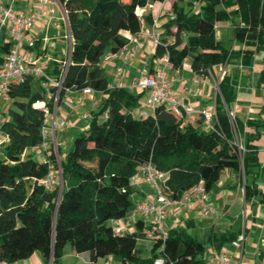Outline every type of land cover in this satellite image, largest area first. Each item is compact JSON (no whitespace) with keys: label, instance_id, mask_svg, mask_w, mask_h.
Wrapping results in <instances>:
<instances>
[{"label":"trees","instance_id":"obj_1","mask_svg":"<svg viewBox=\"0 0 264 264\" xmlns=\"http://www.w3.org/2000/svg\"><path fill=\"white\" fill-rule=\"evenodd\" d=\"M156 1L163 0H58L71 46L69 56L54 61L47 74L61 81L60 89L44 86L32 75L14 80L10 103L2 110L1 126L9 141L0 147V262L37 253L36 264H64V249L69 246L72 253H88L91 261L112 256L116 264H155L157 259L162 264H204L206 241L185 228L168 225L164 237L152 219L137 216L134 228L115 229L113 221L126 218L134 208L131 177L148 160L166 173L161 187L171 198H181L200 180L211 191L228 168L244 174L246 201L262 194L255 139L261 137L256 126L264 127V118H249L251 130L240 139L243 128L236 117L230 120L227 111L237 98V74L225 72L219 80L215 129L210 130L183 124V118L166 105L135 116L131 108L138 106L143 92L108 86L102 59L128 43L122 31L136 34L143 24L153 25V18L138 15L136 8ZM160 18L162 31L153 57L166 56L173 68L181 69L189 60L193 72L206 76L215 65L242 60L251 67L257 53L264 57V0H192L188 8L174 2L155 26ZM228 20H233L234 40L240 44L231 50L217 38L215 27ZM10 46L11 40L1 37L0 62ZM262 83L264 68L255 85ZM85 87L105 94L91 112L87 128L74 135L63 155L58 148V156L53 151L41 160L32 147L43 153L47 113L35 103L45 101L50 112L67 88ZM236 137L245 148L242 153ZM53 168L60 171V181L46 186ZM239 232L216 236L217 249ZM140 239L151 240L148 255L138 246Z\"/></svg>","mask_w":264,"mask_h":264},{"label":"crops","instance_id":"obj_2","mask_svg":"<svg viewBox=\"0 0 264 264\" xmlns=\"http://www.w3.org/2000/svg\"><path fill=\"white\" fill-rule=\"evenodd\" d=\"M4 2L7 5L12 4V6L19 12L27 14L31 13L34 10L37 3L36 0H4ZM174 2H177V4H182V0L156 1L148 3L145 6L137 7L136 12L142 17L149 15L153 18V20H157L163 12H167L168 10L172 9V5ZM50 7L56 8L54 13L49 12L48 8ZM60 7L61 6H55L53 4H50L48 6L43 16L39 18L34 25L35 28L38 27L39 29H44L43 34H39V32H37V30H35L33 26L29 32V35L32 36L37 41V43L32 48L24 45V51L27 54L33 55L37 59V63L40 67L43 68V66L40 65L39 62H42L43 60L45 61L43 62V65L47 69V71H44L46 73L49 72L50 74L53 70V62L56 60H62L64 57H67L70 49L65 12L63 8L61 7V9ZM194 8H196V6H194ZM57 9L62 10V13L60 10V15ZM162 21L163 18H160L158 25L154 27L152 25L150 27L154 28V30L159 33L162 31V26H160ZM231 21L233 22V20H228L219 21L216 23V36L218 39H220L218 37L219 28H221L222 25H226L225 28L221 30H227L226 28L231 24ZM143 26L147 25L143 24ZM122 34L128 38L129 42V38L132 33L124 30L122 31ZM138 35L140 36L141 45L133 58L129 59L125 63L122 62V60L117 56L108 59L103 58L101 61V65L109 79V87L123 86L134 92H143L138 106L131 108L132 114L135 116H139L140 109H142L148 96L146 90L139 89L134 86L135 81L142 74V72L154 74L160 70H164L165 76L171 81L172 88L176 90L179 94L185 95L186 100L190 102L196 109L204 107L210 109L214 108L216 103V97L220 93L218 83L221 75L225 72L237 74L238 81L242 83L246 77L243 73L239 72L237 67H235L234 65L232 67L229 64H219L214 66L213 70L216 68L222 69V74L217 77L218 80H216L217 78L214 73L205 76L193 72L189 66V60L185 61L181 69L169 67L166 65L165 57H153V51L155 46L153 45L151 39L141 31L138 32ZM3 36L10 39L9 35L6 32V29L4 28L0 29V39ZM251 67H253V65ZM259 68L260 70L264 68V58L261 61ZM119 69H121L120 75L123 80L122 86L118 84ZM197 78H199V80H196ZM246 78L250 79L251 77ZM252 79H250L251 82L256 81V75L252 76ZM242 86L243 85H240L239 83L237 84V92ZM251 88L253 89L252 86ZM104 97L105 94L99 91H94L92 93H84L82 90L78 89H70L66 91L60 104H63L65 106L64 108H67V111H63L64 109H62V111L63 114L64 112L67 113V117L70 120V124L68 126V129H61V135L64 134L63 132L65 130H68L71 131V139H73L76 133L84 131L88 126L89 119V117L85 115L87 113H91L94 109H96ZM69 102L71 104H69ZM9 103V101H3L2 110H5L6 106ZM255 105H257L258 107H252L248 112H246L245 107L239 104V102L236 103L235 106H230V109L235 111V117L238 120V123L243 128L239 132L240 139H243L244 131L251 130V128L247 124V120L249 118H264V101L262 99L260 101H256ZM89 106L90 108H88ZM56 108L57 105H55L54 110H56ZM148 110L151 111L150 109ZM238 110L242 111L241 115ZM82 119H84V121H82ZM188 119V123L203 127L202 119L199 115L190 116L188 117ZM65 124L66 121H64V119L62 118L60 120L61 127ZM74 129H78V132H75ZM52 133L54 134L55 131H52ZM61 139H63L65 143V149H62V153L63 151L65 153V150L67 149L66 147L68 145V139L64 137H61ZM255 143L259 151L258 161L261 173V176L259 177L263 178L262 181H264V158H261V153H263L261 149L263 147H260L257 142ZM42 149L43 154H45L47 158L50 154L45 153L47 147L46 149ZM262 181L257 182L262 194H260L259 197L257 196L253 198L251 201H246L244 188V174L242 173V175H240L237 170L228 168L223 172L221 178L213 187V189L211 191H207L208 195L206 202L207 204L212 205L216 208V213L208 216L204 215L202 212V202L197 200L198 194H196L191 197L190 202L172 207L169 211L167 223L170 226L185 228L192 235L205 240L208 246L206 253H210L212 250L217 249L216 245L219 243V240H217L216 236H220L222 233L228 230L240 229L238 235L243 232L245 234L243 240V247L237 248L228 242L227 244H223L220 249L228 250L231 253V264H245L243 263V256L245 248L247 246V242H250L251 246L253 247L251 251L252 258L247 264H262L264 260V182ZM131 183L134 188V192L139 195V198L134 200L135 202L143 200L148 195H151L154 192L152 187L147 184L142 178ZM231 190L234 193L233 196L228 193ZM213 193H216L218 195L214 196ZM241 201L244 204L243 209L245 214H247L246 212H249L251 219L248 226H246L245 221L244 226L238 227L233 222L234 219L238 217L237 212L236 214H231L230 212L232 210V207L235 205H239ZM258 218H261L260 222H258ZM144 219L150 220V218L145 217ZM122 224L124 228H134L133 218H127V220L123 221ZM255 227L257 228V235L251 236V231ZM147 241L151 240H145V242ZM145 242H143V246L148 245ZM143 246L141 245L142 248ZM82 254L85 255L83 257L82 264H95L96 262L98 263V259L95 261H91L88 253L86 252L76 253L75 256ZM103 258L104 260L114 259L112 256H107ZM33 261L34 262H32V264H36L40 261V258L37 255H34ZM114 264H116L115 259Z\"/></svg>","mask_w":264,"mask_h":264},{"label":"built area","instance_id":"obj_3","mask_svg":"<svg viewBox=\"0 0 264 264\" xmlns=\"http://www.w3.org/2000/svg\"><path fill=\"white\" fill-rule=\"evenodd\" d=\"M36 6L31 13L19 12L15 9L12 4H5L4 0H0V29H6L7 34L11 39V46L8 52L3 56L2 61L0 62V147L3 143L9 141V135L2 129V122L4 121V115L2 114V103L3 101H10L9 89L10 85L14 80H23L26 76L32 75L42 79V84L44 86L52 83L57 85L60 89L61 81L50 77L42 67L37 63V59L31 55L27 54L24 51V45L32 48L35 45L36 40L29 35L30 30L38 21L39 18L43 16L46 9L50 4L60 5L58 0H36ZM49 12L54 13L56 8H48ZM173 12L170 11L172 16ZM156 19L154 20L153 27L156 24ZM216 27V25H215ZM68 39L69 45L71 46V37L69 33V28L67 24ZM145 33L152 41L155 46L159 41V33L154 30V28L149 26H143L140 30ZM141 45L140 36L138 33L132 34L129 38V42L121 47L116 52H109L104 56V59H108L114 56L119 57L122 62H127L129 59L133 58L138 48ZM70 52V49H69ZM69 56V53H68ZM166 65L172 67V64L168 62L166 56ZM68 60L64 61V64H67ZM119 81L120 86L123 85V80L121 78V69H119ZM221 75L220 79L222 78ZM196 80H199L197 78ZM134 86L146 90L148 93L146 102L144 103L142 109H140L139 116H145L148 114L150 109L153 111L156 105H166L175 113L180 115L183 118V124L188 123V117L193 115H199L202 119L203 127L210 130L215 129L216 121V109L215 106L213 109L204 107V108H194V106L186 100L185 95L179 94L176 90L172 88L171 81L165 76L164 70H160L154 74H148L142 72V74L137 78L134 83ZM70 90L67 88L66 91ZM59 91V90H58ZM84 93H92L95 90L91 87H85L82 89ZM52 93L47 94V97L51 98ZM57 99V95L55 96ZM40 102V101H37ZM68 103V102H67ZM69 104H71L69 102ZM36 106V105H35ZM43 109L47 114L49 113L48 108L46 107L45 101H41V105L37 106ZM228 115L230 120L233 122L235 119V111L227 107ZM85 116L90 117L91 113H87ZM48 118H46V125L43 127L42 135L44 142L42 147L46 149L45 138L48 136L49 132L47 130ZM56 125L54 121L53 131H55ZM238 146L239 152L242 153L245 148L236 137L235 141ZM56 148V147H55ZM57 149V148H56ZM33 151L37 150V147H32ZM264 154V147L261 149ZM57 154V151H56ZM58 156V154H57ZM45 154L39 158L43 161L46 160ZM166 173L160 170L152 160L145 161L141 164L139 170L132 175L131 182H135L138 179L142 178L147 184H149L154 190L153 194L148 195L143 200L135 202L134 208L129 213L126 218L114 220V227L118 231L123 229V221L127 218H134L137 216L150 218L154 221L156 228L162 234V236L167 235L168 231V216L169 211L174 206H179L183 203H188L191 200L193 195L198 194L197 200L202 202V212L204 215L208 216L216 213V208L212 205L207 204V190L205 188L203 180H200L196 185L190 188L181 198H171L165 194L162 190L161 183L165 180ZM53 182L51 174L45 180L46 186H50ZM245 234L244 232L239 234L231 244L234 247L242 248L243 240ZM232 255L228 250L225 249H214L210 253L205 255L204 264H231ZM7 262L3 261L1 264H6ZM161 259H157L155 264H162ZM99 264V263H95ZM102 264H110V261L106 259ZM264 264V260L262 262Z\"/></svg>","mask_w":264,"mask_h":264},{"label":"rangeland","instance_id":"obj_4","mask_svg":"<svg viewBox=\"0 0 264 264\" xmlns=\"http://www.w3.org/2000/svg\"><path fill=\"white\" fill-rule=\"evenodd\" d=\"M127 1V0H125ZM192 1V0H182V4H179L181 6H183L184 8H188L189 7V2ZM59 6V5H58ZM196 8H194L195 10H198L199 9V5L198 4H195ZM61 8V7H60ZM62 9V8H61ZM60 9V10H61ZM60 10L57 9V11L59 12V15H60ZM61 13H62V10H61ZM226 25H222L221 28H219V33H218V37L223 41V44L225 46V48L227 49H232L234 46H240L239 43H236L234 41V33H233V22L231 21V24L229 26H227V30H224L222 31L221 29H224ZM34 29L37 30V32H39V34H43L44 32V29H39L38 27L35 28L34 26ZM39 30V31H38ZM263 54L262 53H257L256 54V57H255V61L253 63V67H250V66H245L244 65V62L241 60L239 62H234V63H230L229 65L233 67V65L235 67L238 68L239 72L243 73L246 77H251L250 79H252V76H255L258 77L259 75V72H260V63L261 61L263 60ZM43 62H45L44 60L41 62H39L40 65L43 66L44 70L47 71V69L44 67L43 65ZM222 72V69L221 68H216L213 70V73L216 75V78L218 76H220V74ZM53 77V76H52ZM243 80V83L242 82H237L239 83L240 85H243L237 92V98L234 102H231L230 105L231 106H235L236 103L239 102V104H241L242 106L245 107V110L246 112H248L250 110V108L252 107H258L257 105H255V102L256 101H260L261 99L264 101V83L260 84L259 85H255V81L254 82H251L250 79L246 78ZM36 79H39V77H35ZM54 78V77H53ZM254 78V77H253ZM55 79V78H54ZM218 80V78L216 79ZM253 80V79H252ZM52 83L46 85V86H50ZM251 86L253 87V89L251 88ZM47 87V88H48ZM51 93V92H49ZM56 100V99H55ZM65 106L63 104H60L59 106H57L56 110H53V111H50L48 114H47V118H48V124H47V130L50 131L48 136L45 138L46 142H47V149H46V154L48 153H51L53 151H55V154H56V151H57V154L59 153V150L58 148L60 149V151L62 152V149H65L64 148V140L61 139V137H64V138H67L68 139V145H67V149L65 150V152L68 150V148L71 146V143H72V139H71V131H68V130H65L63 133V135H61V129H68V126H69V122L70 120L68 119V115L67 113L64 112L63 114V111H67V108H64ZM90 108V106L88 107ZM62 109H64L62 111ZM83 110V109H82ZM238 112L240 113V115L242 114V111L241 110H238ZM137 113V112H136ZM64 119V121H66V124L64 126L61 127L60 125V120L61 119ZM54 121H55V125H56V130H55V133L53 134L52 131H53V127H54ZM82 121H84V119H82ZM257 128L260 129L261 131V137L260 138H257L255 139V142H257L260 147H264V127L263 126H256ZM255 127H252V129H254ZM75 132H78V129H74ZM240 137V136H239ZM57 149H56V148ZM43 147L41 146V149ZM35 154L39 157H42V155H44L43 153H41L39 150H36L35 151ZM56 154V155H57ZM64 154V151L62 153V155ZM261 158L263 159L264 158V154L261 153ZM264 164V163H263ZM60 171L58 172L57 170H55L54 168L52 169V172H51V176H52V179H53V182L52 183H58L60 181ZM251 180V177H249V181ZM258 181L257 182H261L263 180V178L259 177L257 179ZM264 182V181H262ZM228 193H230L231 196L234 195L233 191H229ZM214 196H217L218 194L216 193H213ZM132 199L135 200V199H138L139 198V195L137 193H133L131 195ZM244 204L242 203V201L240 202L239 205H235L232 207V210H231V214H236L237 212V218L234 219V224L238 227L240 226H244V222L246 221V226H248L249 222H250V219H251V216H250V213L249 212H246L247 214H245L244 212ZM235 212V213H234ZM261 221V218H258V222ZM257 235V228H253V230L251 231V236H255ZM145 242L144 239H140L138 241V246L141 247V245L143 246V242ZM146 244L148 245H145L143 246V255H148L149 253V247H150V244H151V241H147L145 242ZM252 249L253 247L251 246L250 242H247V246L245 248V252H244V256H243V263L247 264L249 263L250 259L252 258ZM76 253H72L70 252V248L69 246H67L65 249H64V255H63V261H64V264H82V261H83V257L85 255H77L75 256ZM34 255H37L39 257V255L37 253H34L32 254L31 256H29L28 258H22L20 260H17L15 262H11V263H6V264H32V262H34ZM104 258L103 257H99L98 258V263L99 264H102L104 262ZM110 261V264H114V259H109ZM1 264V262H0Z\"/></svg>","mask_w":264,"mask_h":264},{"label":"bare ground","instance_id":"obj_5","mask_svg":"<svg viewBox=\"0 0 264 264\" xmlns=\"http://www.w3.org/2000/svg\"><path fill=\"white\" fill-rule=\"evenodd\" d=\"M35 105L36 106H40L41 105V101L40 102H36Z\"/></svg>","mask_w":264,"mask_h":264},{"label":"water","instance_id":"obj_6","mask_svg":"<svg viewBox=\"0 0 264 264\" xmlns=\"http://www.w3.org/2000/svg\"><path fill=\"white\" fill-rule=\"evenodd\" d=\"M60 178H61V175H60ZM49 264H51V263H49Z\"/></svg>","mask_w":264,"mask_h":264}]
</instances>
